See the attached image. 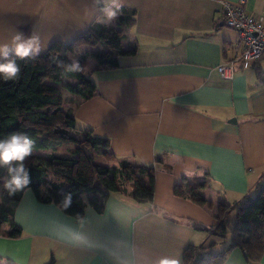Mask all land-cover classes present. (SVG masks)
Returning <instances> with one entry per match:
<instances>
[{
  "label": "crops",
  "instance_id": "1",
  "mask_svg": "<svg viewBox=\"0 0 264 264\" xmlns=\"http://www.w3.org/2000/svg\"><path fill=\"white\" fill-rule=\"evenodd\" d=\"M221 1L121 0L136 11L135 23L121 27V46H135L134 54L120 56L114 68H97L87 57L81 69L94 82V95L74 96L61 109H72L77 127L108 139V153L94 156L98 165L114 167L126 159L138 166L161 157L153 200L137 203L112 193L102 212L87 206L77 217L27 188L11 220L21 236L0 235V264H188V246L210 235L192 223L213 225L228 204L253 196L264 177V85L255 67L238 69L229 79L217 70L238 41L236 30L233 39L222 33ZM106 6L0 0V43L15 31L35 33L44 45L40 55L54 41L80 40ZM245 8L264 17V0H245ZM107 26L119 28L118 18ZM259 66L264 70V59ZM205 176L203 204L174 192L185 177L192 182ZM1 228L8 230L9 222ZM263 247L264 238L253 234L249 249ZM244 254L235 246L222 263L206 257L200 264H251ZM255 264H264V252Z\"/></svg>",
  "mask_w": 264,
  "mask_h": 264
},
{
  "label": "trees",
  "instance_id": "2",
  "mask_svg": "<svg viewBox=\"0 0 264 264\" xmlns=\"http://www.w3.org/2000/svg\"><path fill=\"white\" fill-rule=\"evenodd\" d=\"M135 16L134 9L122 7L121 15L118 17L119 28L105 26L93 20L80 36V40L83 42L95 40L103 48L79 55L77 40L71 43L54 41L38 57L17 60L21 71L15 81H0V138L14 131L27 132L36 139L34 150L49 151L46 155L32 153L25 159L24 163L31 180L28 188L34 191L40 201L54 202L60 206L63 196L71 193L72 204L66 209L77 217L83 214L87 206L102 212L107 197L112 193L122 194L137 203H150L153 200L155 170L161 167L163 162L161 157L156 156L151 164L138 166L132 165L126 159L119 161L114 167L98 165L94 163L92 152L95 155L107 154L108 139L93 135L89 128L77 127L75 120L71 118L72 109L61 111L63 101L74 102L76 100L74 96L88 99L94 95V82L89 76L82 71L66 72V67L73 63L68 59L67 52H76V62L79 65L87 57H91L97 68L117 67L120 56L132 55L136 50L135 46L130 48L121 46L124 37L121 27L133 25ZM46 59L50 60L47 68L41 64ZM263 59L264 56L253 67L264 85V70L259 66V61ZM46 78L56 84L63 83L69 95L60 99L55 90L56 86L46 84L44 82ZM59 111L63 115L64 126L54 124L52 117L58 115ZM58 120H61L59 116ZM26 121H30L32 125ZM49 127H52V130ZM70 132L82 137L81 151L87 159L85 167L83 166L84 170H81L78 160L57 153L58 143L54 136L69 137ZM92 179L95 180V184H92ZM207 179L194 178L190 182L185 177L183 186L175 187L174 192L201 205L205 200L200 194V189L206 187ZM258 188L255 196L247 195L241 201L228 204L223 212L216 216L215 224L207 226L192 223L196 230L205 231L215 237L222 244V250L219 253L213 252L216 240H206L200 245L188 246L191 254L188 264H200L206 257H215L222 263L235 246L244 249L248 263L255 264L260 261L264 247L260 250L249 249L253 232L264 226V184H258ZM24 191L13 197L5 196L4 202L0 203V235L12 238L21 236V227L11 220ZM6 222L10 224L8 230L1 228ZM228 236L230 242L225 243Z\"/></svg>",
  "mask_w": 264,
  "mask_h": 264
},
{
  "label": "clouds",
  "instance_id": "3",
  "mask_svg": "<svg viewBox=\"0 0 264 264\" xmlns=\"http://www.w3.org/2000/svg\"><path fill=\"white\" fill-rule=\"evenodd\" d=\"M110 4L102 9V16L97 22L105 26L113 24L121 15V0H93V3ZM40 38L35 33L25 35L15 31L7 43H0V81H15L21 71L17 60L38 57L43 50ZM77 62L66 67V72H80ZM36 147V139L23 131H14L0 138V169L6 175L0 176V203L4 197H13L26 190L31 182L25 159L32 155ZM72 204V194L66 193L61 201V207L68 208Z\"/></svg>",
  "mask_w": 264,
  "mask_h": 264
},
{
  "label": "built area",
  "instance_id": "4",
  "mask_svg": "<svg viewBox=\"0 0 264 264\" xmlns=\"http://www.w3.org/2000/svg\"><path fill=\"white\" fill-rule=\"evenodd\" d=\"M220 12L223 25L238 32L233 55L217 67L221 76L229 79L236 70L252 68L264 56V17L249 13L245 0H222Z\"/></svg>",
  "mask_w": 264,
  "mask_h": 264
},
{
  "label": "rangeland",
  "instance_id": "5",
  "mask_svg": "<svg viewBox=\"0 0 264 264\" xmlns=\"http://www.w3.org/2000/svg\"><path fill=\"white\" fill-rule=\"evenodd\" d=\"M222 29H223L222 33L226 34L229 39H233L234 36H236V31L235 30H233V29H231V28H229V27H227L225 25L222 26ZM82 42L83 41H80V40L77 41V44H78L77 51H78L79 55L83 54V53H88V52L97 50L99 48H103L102 45L100 43H98L97 41H95V40L93 42H83L84 43L83 45L81 44ZM75 53L76 52H71V51L67 52V57L72 62H74V61L76 62ZM49 63H50L49 59H46V60L41 62L42 66H44L45 68L48 67ZM79 66H81V65H79ZM67 80L73 81V82L76 81L75 79H67ZM44 82L46 84H50V85L53 84V85L56 86L55 90H56V92H57V94H58L60 99H64L66 96L69 95L67 89L63 86V83H57L56 84L52 80L47 79V78L44 79ZM64 110L66 111V109H64ZM64 110L61 109L62 112H65ZM58 116L61 118V120H58ZM52 118H53V121H55L54 124H56V125L59 124L61 126H64V124H63L64 123V118H63V115L61 114L60 111L58 112V115H55ZM49 122H51V120H49ZM40 124H44L45 125V123H40ZM49 129L52 130V127H49ZM54 138L56 139V141L58 143V145H57V153L59 155H61V156H65V157H69V158H73V159L78 160V164L80 165L81 170H84V167H85L87 159H86L85 155L83 154V152L81 151L82 137L79 134H77V133L70 132L69 137L61 138V137H57V135H56V136H54ZM34 152L35 153H33V154H44V155L49 153V151H46V150H36ZM92 154H93V156H95L94 152H92ZM50 178H53V177L50 176ZM92 184H95V180H93V179H92ZM261 184H264V177L261 178ZM207 185H208V179H207ZM258 189L259 188L257 186V188H254L252 190V194L254 196L257 193ZM261 231H262V234L259 235V231H257V229H256L254 231V233H253L254 237H257V238L258 237L259 238L263 237L264 238V226L262 227ZM229 238H230L229 236L225 238V243H229L230 242ZM211 240H216V239H215V237L209 235L208 241H211ZM216 241L217 242H216L215 248L213 249V252L214 253H219L222 250V247H221L222 244L218 240H216ZM204 264H208V263L206 262Z\"/></svg>",
  "mask_w": 264,
  "mask_h": 264
},
{
  "label": "water",
  "instance_id": "6",
  "mask_svg": "<svg viewBox=\"0 0 264 264\" xmlns=\"http://www.w3.org/2000/svg\"><path fill=\"white\" fill-rule=\"evenodd\" d=\"M245 255V254H244Z\"/></svg>",
  "mask_w": 264,
  "mask_h": 264
}]
</instances>
